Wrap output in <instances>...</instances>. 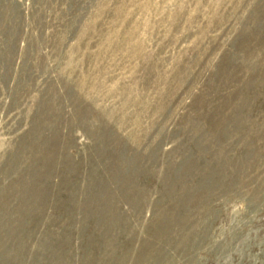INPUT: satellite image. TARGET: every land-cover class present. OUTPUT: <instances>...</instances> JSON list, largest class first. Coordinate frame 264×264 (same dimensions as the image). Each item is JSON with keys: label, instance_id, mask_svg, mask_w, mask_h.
I'll return each mask as SVG.
<instances>
[{"label": "rangeland", "instance_id": "374dc122", "mask_svg": "<svg viewBox=\"0 0 264 264\" xmlns=\"http://www.w3.org/2000/svg\"><path fill=\"white\" fill-rule=\"evenodd\" d=\"M0 264H264V0H0Z\"/></svg>", "mask_w": 264, "mask_h": 264}]
</instances>
